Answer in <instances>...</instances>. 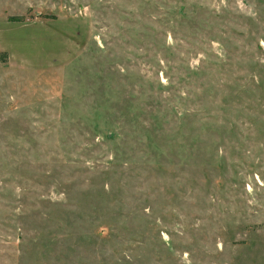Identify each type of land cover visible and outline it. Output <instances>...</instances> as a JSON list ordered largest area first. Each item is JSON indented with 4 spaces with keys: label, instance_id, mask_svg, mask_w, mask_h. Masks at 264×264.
<instances>
[{
    "label": "rangeland",
    "instance_id": "374dc122",
    "mask_svg": "<svg viewBox=\"0 0 264 264\" xmlns=\"http://www.w3.org/2000/svg\"><path fill=\"white\" fill-rule=\"evenodd\" d=\"M0 264H264V0H0Z\"/></svg>",
    "mask_w": 264,
    "mask_h": 264
}]
</instances>
